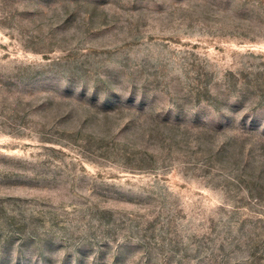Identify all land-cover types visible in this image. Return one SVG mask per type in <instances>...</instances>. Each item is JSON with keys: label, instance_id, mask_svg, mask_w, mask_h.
<instances>
[{"label": "rangeland", "instance_id": "374dc122", "mask_svg": "<svg viewBox=\"0 0 264 264\" xmlns=\"http://www.w3.org/2000/svg\"><path fill=\"white\" fill-rule=\"evenodd\" d=\"M0 264H264V0H0Z\"/></svg>", "mask_w": 264, "mask_h": 264}]
</instances>
